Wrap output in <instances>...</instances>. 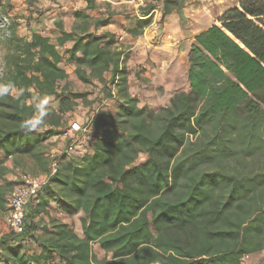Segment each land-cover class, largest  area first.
I'll use <instances>...</instances> for the list:
<instances>
[{
  "label": "trees",
  "instance_id": "trees-1",
  "mask_svg": "<svg viewBox=\"0 0 264 264\" xmlns=\"http://www.w3.org/2000/svg\"><path fill=\"white\" fill-rule=\"evenodd\" d=\"M158 1L161 18L183 6ZM37 10L26 17L28 37L12 22L5 38L0 206L8 208L19 183L9 160L47 171L44 144L100 107L26 204L22 230L0 234V264H242L245 254L264 251V0H239L220 24L195 35L188 88L158 107L141 104L130 88L115 34L89 29L107 18L75 11L81 21L70 31L56 21L54 42L33 27L44 15ZM149 20L137 19L129 31L140 34ZM66 66L95 86L93 94L70 88ZM133 77L138 86L144 80L139 71ZM33 117L40 123L25 129ZM94 244L109 260L97 258Z\"/></svg>",
  "mask_w": 264,
  "mask_h": 264
},
{
  "label": "crops",
  "instance_id": "crops-1",
  "mask_svg": "<svg viewBox=\"0 0 264 264\" xmlns=\"http://www.w3.org/2000/svg\"><path fill=\"white\" fill-rule=\"evenodd\" d=\"M239 0H197L186 1L180 9V12L173 10L161 18L160 2L158 0H35L37 6L46 7L45 19L49 24L47 34L51 40L56 42L58 28L56 21L62 23V28L70 31L73 25L80 22V18H75V11L86 12L91 19H104L108 21L105 24H89V29L97 33H114L117 42L116 49L124 51L125 65L129 73L130 88H136L137 95L141 104L144 84L148 83L149 88L156 90L162 87L167 94V100L176 90H186L188 88L186 79V68L188 64V47L194 41L195 35L207 29L213 24H220L219 16L229 7L237 6ZM156 2L157 5L151 11L144 15L140 7L146 3ZM87 4L91 7H87ZM38 9V8H37ZM150 17L148 24L143 26L142 32L133 35L129 29L136 25L137 19ZM43 31V30H40ZM169 35V37H168ZM158 38L165 40V44L157 45L155 41ZM71 42L65 43V47L70 46ZM130 44L132 53L126 56L124 46ZM142 52L144 58L135 59L134 54ZM131 56V57H130ZM133 56V57H132ZM173 56V58H172ZM175 58L182 59L184 63L183 75L172 78L167 74L170 71L171 63ZM176 60V59H175ZM67 68V66H66ZM71 71H73L71 69ZM136 71L144 78L138 86L133 75ZM68 72V71H67ZM172 82V83H171ZM172 85L173 88H169ZM147 105V104H146ZM162 105V104H160ZM160 105L148 104L149 107H158ZM10 161V160H9ZM59 216H76L69 214H59ZM69 221L67 217L62 218ZM7 231V228H5ZM2 233V232H1ZM97 245L94 244L93 250L96 251ZM98 250H102L98 247ZM103 251V250H102ZM105 253V252H104Z\"/></svg>",
  "mask_w": 264,
  "mask_h": 264
},
{
  "label": "rangeland",
  "instance_id": "rangeland-1",
  "mask_svg": "<svg viewBox=\"0 0 264 264\" xmlns=\"http://www.w3.org/2000/svg\"><path fill=\"white\" fill-rule=\"evenodd\" d=\"M35 1V0H34ZM186 1H191V0H183V4ZM192 1H197V0H192ZM32 6V7H31ZM35 8H38L36 11L39 12V14L44 13L42 15V18H40L41 21L38 22L37 25H34L35 29L37 30H43L41 31L43 34H47L48 29H49V24L46 23V17L47 15L45 14L46 12V7H39L36 5L35 2H32L31 5H29L28 0H0V75L3 73L5 69V62H4V54L6 52V43H5V38L9 33V26L12 24V22H15L14 30L15 33L18 34L19 36H24L28 37L32 27L27 25V16L30 12H32ZM46 15V16H45ZM39 16V15H38ZM41 17V16H40ZM155 44L157 45H164L165 40L162 38H158V40L155 41ZM130 44H126L124 46V50H126V56L132 53V50L130 49ZM142 52H136L134 54V60L135 59H142L144 57ZM131 57V56H130ZM173 58V56H172ZM176 59V60H175ZM174 61L171 63L170 71L168 70L167 74L172 78H175L176 76H181L183 75V72L185 71L184 63L182 59L175 58ZM71 67L67 66V71L69 73V80H70V88L76 91L80 92H90V94H93L92 92L95 89L94 85L87 84L84 82H81L77 78H75L73 71H71ZM172 83V82H171ZM62 84V82H61ZM149 82L143 85L144 86V93H143V101L148 105H165L168 103L167 100V94H165V91L162 87H158L155 91L152 90V88H149L148 86ZM169 88H173L172 85H169ZM83 112L79 110L77 113V117L81 118ZM32 121L35 122L37 121L36 117L32 118ZM79 121V120H77ZM64 143V140L56 139L54 140L53 138H50L43 146L44 152H49V151H57V148H60L62 144ZM45 154V153H44ZM145 158V154H140L138 160H142ZM7 167L9 168V176L12 178H17L18 173L17 172H27L32 175H37V174H42L44 171L40 170V167L27 159L25 161V164L23 167H18L14 166L12 160L7 162ZM22 170V171H21ZM8 213V208L6 206L1 207L0 206V234L5 233L4 231L7 228L5 218ZM68 220H72V217L66 216ZM8 230V229H7ZM2 232V233H1ZM7 232V231H6ZM95 254L97 258H102L105 257L106 260H109V255H106L104 251L98 250V246L96 247ZM244 264H264V251H260L258 253H255L253 255H250L249 258L246 260Z\"/></svg>",
  "mask_w": 264,
  "mask_h": 264
},
{
  "label": "built area",
  "instance_id": "built-area-1",
  "mask_svg": "<svg viewBox=\"0 0 264 264\" xmlns=\"http://www.w3.org/2000/svg\"><path fill=\"white\" fill-rule=\"evenodd\" d=\"M169 37V35H168ZM103 100L102 103H105ZM100 106L95 107V110L91 111L89 116L83 121L73 120L66 125L62 130V133L54 135V140H64V143L57 151L45 152V156L48 158V169L42 174L32 175L27 172H20L17 176L19 183L15 186L10 194L8 202V213L5 218L7 225V231L20 232L23 228L24 211L26 204L37 193V191L46 185L49 178L57 170L58 166V154L61 151L72 152L76 146L78 138L85 132L92 128V119L98 112ZM249 258L248 254H245L241 263L244 264Z\"/></svg>",
  "mask_w": 264,
  "mask_h": 264
},
{
  "label": "clouds",
  "instance_id": "clouds-1",
  "mask_svg": "<svg viewBox=\"0 0 264 264\" xmlns=\"http://www.w3.org/2000/svg\"><path fill=\"white\" fill-rule=\"evenodd\" d=\"M39 123H40V121H35V122H33V121H28V122H26V123L23 125V127H24L25 129H29V130H31V129H35Z\"/></svg>",
  "mask_w": 264,
  "mask_h": 264
}]
</instances>
